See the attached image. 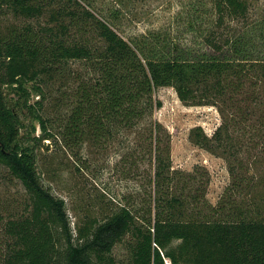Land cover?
Returning a JSON list of instances; mask_svg holds the SVG:
<instances>
[{
  "label": "trees",
  "instance_id": "trees-1",
  "mask_svg": "<svg viewBox=\"0 0 264 264\" xmlns=\"http://www.w3.org/2000/svg\"><path fill=\"white\" fill-rule=\"evenodd\" d=\"M209 3L210 54L192 59L125 37L121 0L104 14L88 0H0V189L19 195L2 204L0 264H120L118 246L127 264H264V176L249 174L264 160V18L258 37L252 0ZM165 87L186 106L219 112L213 136L196 127L190 139L226 161L228 190L245 192L241 202L214 206L206 169H174L171 134L154 119L162 107L154 92ZM46 141L71 150L118 143L132 179L136 165L151 166L146 183L72 227L65 200L39 171ZM258 147L262 155L251 156Z\"/></svg>",
  "mask_w": 264,
  "mask_h": 264
},
{
  "label": "rangeland",
  "instance_id": "rangeland-1",
  "mask_svg": "<svg viewBox=\"0 0 264 264\" xmlns=\"http://www.w3.org/2000/svg\"><path fill=\"white\" fill-rule=\"evenodd\" d=\"M96 13H106L108 7L115 6V0H88ZM129 13L121 33L129 38L144 36L152 53L157 55H179L197 59L210 54L203 35L208 31L211 17L210 0H121ZM264 18V0H252L251 19L255 25L253 32L261 36V23ZM173 46H177V49ZM154 99L162 107L155 110L154 119L160 122L171 134V156L176 170L192 172L195 167H203L210 174L207 198L212 205L230 198L241 202L245 197L238 192H230L231 177L227 163L199 147L190 139L192 129L202 127L204 132L213 136L221 124L216 108L210 106H186L178 98L173 88H158ZM39 100L34 97L33 101ZM45 109L53 112L52 101H45ZM28 123V120L25 121ZM40 132L37 129L36 136ZM56 145L46 141L38 154V166L43 183L57 196L65 200L72 227L84 222L85 217H102L110 209L122 203L130 195H136L146 183V173L151 166L145 162L136 165L130 177V166L120 164L125 147L110 143L103 147L85 145L71 150L61 142ZM132 146V143L130 144ZM250 155L260 157V147L252 149ZM249 153L244 156L249 159ZM264 159V158H263ZM261 167L252 169L249 174L260 179L264 176V160ZM122 169L125 172H122ZM200 169V168H199ZM141 175V177H140ZM0 188H2L0 184ZM0 189V218L3 215L2 204L7 199L19 197L16 188L3 196ZM19 189V186H18ZM260 187L256 189V192ZM263 190V189H262ZM1 222V220H0ZM120 264H127L129 255L123 246L115 249Z\"/></svg>",
  "mask_w": 264,
  "mask_h": 264
},
{
  "label": "built area",
  "instance_id": "built-area-1",
  "mask_svg": "<svg viewBox=\"0 0 264 264\" xmlns=\"http://www.w3.org/2000/svg\"><path fill=\"white\" fill-rule=\"evenodd\" d=\"M164 262H165V264H172L171 261L169 259H166V258L164 259Z\"/></svg>",
  "mask_w": 264,
  "mask_h": 264
}]
</instances>
